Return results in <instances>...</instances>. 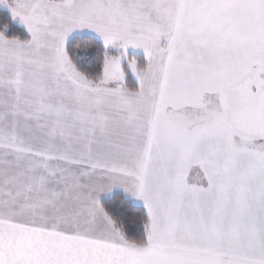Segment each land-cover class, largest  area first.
<instances>
[{"label":"snow or ice","instance_id":"6c2138e0","mask_svg":"<svg viewBox=\"0 0 264 264\" xmlns=\"http://www.w3.org/2000/svg\"><path fill=\"white\" fill-rule=\"evenodd\" d=\"M0 264H264V0H0Z\"/></svg>","mask_w":264,"mask_h":264}]
</instances>
